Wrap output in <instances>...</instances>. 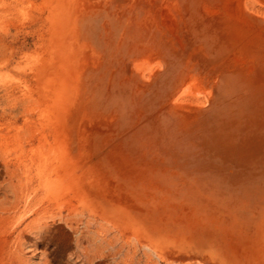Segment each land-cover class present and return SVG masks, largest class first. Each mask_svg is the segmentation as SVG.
Masks as SVG:
<instances>
[{
  "label": "rangeland",
  "instance_id": "rangeland-1",
  "mask_svg": "<svg viewBox=\"0 0 264 264\" xmlns=\"http://www.w3.org/2000/svg\"><path fill=\"white\" fill-rule=\"evenodd\" d=\"M12 1L0 0V264H264V223L260 230L252 229L253 218L264 221V21L244 12L245 0L154 3L151 15L159 12V29L152 26L150 33L160 50L155 61L160 68L153 78L138 79L142 100L134 97L132 103L127 96L131 83L126 95L119 93L118 102L99 114L93 104L77 103L63 125L53 120V100L45 99L46 91L31 75L49 58L50 40L58 42L47 20L50 9L45 0H14L16 7ZM98 1L101 7L84 9L76 17L79 37L84 35L94 50L102 49L108 33L116 41V29L125 27L123 19L113 28L117 12L127 17L130 5L137 10L149 0L135 5ZM258 1V11L264 10V0ZM146 15L143 9L139 18ZM131 66L124 73L114 68L115 77L131 82ZM192 79L211 97L189 135L176 133L169 121L159 130L148 121L136 134L129 129L134 104L143 103L149 116L157 107L154 102ZM117 88L114 84L113 93ZM106 118L112 121L110 128L102 122ZM91 121L99 125L91 126L92 134L81 143L80 127ZM100 134L110 140L106 147L99 144ZM61 142H66L70 160L64 165ZM115 147L137 173L122 176L107 160ZM174 163L179 169L186 165V180L200 185L204 179L213 192L189 200L210 202L208 209L219 215L218 223L196 222L191 243L166 240L153 229L159 228L155 221L161 216L167 218L165 225L172 221L175 181L165 184L163 178H174ZM141 227L164 259L133 237ZM228 242L237 243L238 251Z\"/></svg>",
  "mask_w": 264,
  "mask_h": 264
},
{
  "label": "bare ground",
  "instance_id": "bare-ground-1",
  "mask_svg": "<svg viewBox=\"0 0 264 264\" xmlns=\"http://www.w3.org/2000/svg\"><path fill=\"white\" fill-rule=\"evenodd\" d=\"M15 1L13 0L12 3L16 7L17 4L15 3ZM71 1L73 2L74 7L76 8V10H75L76 13L74 14L73 19L69 18L68 14L66 12L68 10L69 5L71 4ZM105 1L109 2L110 0H104V2ZM145 1L147 2V0H145ZM45 2H47V4H46L47 8L50 9L49 13H48L49 16H48L47 20H50L53 23L51 28L53 29V31L55 29L54 35L57 37L56 39H58V42L55 46L53 55H51L46 62L39 65L37 67V69H35V71L31 74L32 75V81H33V78H35L34 82L36 84H38L39 86L41 85L40 87L46 91V93H47V97L45 98L46 100H53L54 105L53 106L51 105L49 107V111H51V113L52 112L55 113V115L53 116V120L58 125H63V123L65 121V114L67 113V111H71L72 109H75L74 108L75 105L79 102L84 103V105H86V103L93 104V109H94L93 112L96 114H99L102 112V110H104V109L106 110L108 108V106H110L112 104V103L108 102V99H109L108 96H109V93L111 92V87H109V86L111 85V83L113 81V77L115 76L114 73H113L114 76L113 75L109 76L110 77L108 80L109 85H105L107 83V79H106L107 78L106 77L107 72L106 71H104V72L97 71L98 69L101 68V66H100V64H97L98 59L96 60L93 57L91 59V63L96 64V69L93 71H92V69H90V70L92 71L93 74H98V75L101 74V76H100V80H101L100 84L101 85H99L98 87H95L97 89L93 90L92 88H90L91 85L88 83V81H86V79L88 77L80 82L81 77L85 75L86 69L88 70V68L86 67L87 62L85 63V61L87 59L90 60V58L87 57L89 55V53H87L85 55V57L79 56V58L76 59L77 62L73 65L69 64L67 53H68L70 44L75 41V37H73V35L76 32H74L73 26H74V18L77 17L78 11H80L81 8L86 3H91L92 5L97 6V7H99L101 4H98L96 2V0H45ZM131 2L134 3V5H135L136 0H131ZM237 2H238V0H237ZM147 3L144 4L146 6L145 14H147L146 15L147 18L142 19L141 21L137 20L138 17L136 14V8L132 5H130L129 7L127 6L128 7V10L126 9L128 12L127 17H125L124 16L125 14L123 15L122 12L121 13L117 12V16H118V19L120 21L123 19H126V27H125L124 33L121 34L122 39H120V41H119L118 52L120 53V50L123 49V47L125 50L128 49L127 50L128 51L127 52V56H128L127 60L130 64L132 63L131 69L129 70L132 81L128 82L127 78H125V80L122 81V83L124 85L127 83H128V85H131V83H133V86L131 87L132 93L127 95L128 97L130 96L132 103H134V100H133L134 97L138 98L137 101H140V100H142V96L144 95L142 87L139 85V83H137L138 79L144 78V79L149 80V78L151 79L157 75L158 68H160V66L156 63L157 62L156 59L160 56V50L158 48V45L153 43L154 33H150V29L152 26H154L155 29H159V27H158L159 24L156 22L157 21L156 16L159 15V12L157 13V11H156V16H154V17L151 14H153L152 9H153V7H155L154 3H161V0H149ZM262 4L264 5V3H262ZM161 5H163V4L161 3ZM258 5H259L258 0H245L244 1V7H245L244 12L248 16L253 17L258 21H264V10L258 11V10H260V9H257ZM88 6H87V8H88ZM148 6H150L149 9L147 8ZM40 9H42V8H40ZM205 9H207V8H205ZM227 9L228 8H226V10ZM72 12H73V10H72ZM131 12H133V16H130ZM164 13H162V14H164ZM67 20H68V22H67ZM167 20H169V19H167ZM69 23H70V26H69ZM147 24H149L150 26H148ZM68 27L71 28L69 36H67L66 34H64L62 32V31H64V29L69 30ZM71 32H73V33H71ZM128 34H131L133 37V39L131 40L132 45L130 47H128L126 45V40L124 39V37L128 36ZM64 35H65L66 39L64 42H62L61 38ZM0 49H3V48L0 47ZM131 57H133L132 62L130 59ZM119 60L121 62L119 70H120V72H125V66H123V64H124L123 60L121 58H119ZM4 64L5 65L7 64V60H5V62H3V65ZM108 75H109V73H108ZM89 76H91V73H89ZM169 82H171V81H169ZM127 89L128 88H125V89L120 88L118 90H119V92H122V91H126ZM93 93H95V96L93 95ZM126 94H127V92L125 93V95ZM210 94L211 93L203 86V84L201 82H199L196 79H192L188 82V84L186 86L180 88L177 91L174 90L173 93L166 95L165 99L163 101H161V102L159 101L158 104H157V102H154V104H156L157 107L155 109L151 110L152 114H149V116L146 115V112H145L146 110L144 108L143 103L139 102L136 105L134 104L133 108H135L136 111L132 110L133 117L131 120L132 123H130V125H129V129L132 130L134 132V134H136V133L140 132L142 129L146 128L145 127L147 124L146 122L148 121L150 128H152L156 124V128L159 130L161 125L165 124V122H163V121H169L172 123V124H170V126H172V128H176V133H183V134L189 135L191 127L194 126L197 123V121L200 120L201 112L203 110H206L207 105L210 103V97H211ZM118 99H120V98H118ZM89 116L91 118L95 117V115H93L91 113H89ZM142 121H144L146 124L142 125ZM102 122H104V124L109 128L112 126V121L109 118L102 119ZM203 122H205V121L203 120ZM94 125L95 126L99 125V122L91 121L90 123H84L82 125V127H80V133H81L80 141H81V143H82L84 137L90 135L88 133L92 134V131L94 129L91 126H94ZM89 127H91V128H89ZM205 129H207V128L205 127ZM58 135H59V133L57 131L56 136H58ZM99 136H101V138L99 139L100 140L99 141L100 146L106 147L107 145H109L110 140L108 139V136H106L105 134H100ZM61 143L58 145V151H60L62 153L61 160H62V163L64 165L65 160H66V162H69L70 160H69V153L67 151L68 146H67L66 142L62 143V144ZM120 153L121 152H120V150L117 149V147L113 148L111 153L107 155V160L116 167L117 171L122 176H126L129 174H131L130 176H132L133 174L137 173L136 170L133 169L132 165H130V163H128L127 158L122 156ZM38 155H40V154H38ZM45 162H47V161H45ZM179 167H180V169L176 166V163H174L171 167L173 169L172 175L174 178H172V179L171 178H169V179L163 178V179H165L164 180L165 184L166 183L168 184L171 182V185H172V181L173 180L175 181V183L173 184L174 200H172L173 198L171 197V200L173 203H172L171 211L169 213L170 216H168L169 217L168 219L171 218L172 221H170L167 225H165L167 218L161 216L160 221H155V220L154 221L158 222L159 228L162 230H160L158 227H153V229L157 230L159 233L161 232L163 235H160V236L164 237L166 240L170 239L172 237H175L177 240L183 239V240L191 243V242H193L192 236L195 233V230L192 231V227H194L195 223L198 222L199 220L200 221L201 220H207L211 224L218 223L219 222V219H218L219 215L216 212L211 211V209H208L210 202L205 201V202L200 203L198 201L189 200V199L195 200V197L197 195H199V196L200 195H210L213 192H210L211 188L206 184V182H204L205 181L204 179H201L203 181V183H201L200 185L198 184L199 182L186 180L187 176L184 175L185 170H186L185 169L186 165L180 164ZM169 188H171V187H169ZM169 188H168V186L166 187L167 191L169 190ZM118 191H121V189H118L117 192ZM118 194H121V193H118ZM166 198H167V195H166ZM119 200L121 203H123V202H125L126 199L124 198V196H120ZM112 201L119 202L118 200H114V199H112ZM256 219H259V218L258 217L253 218L254 221H252L253 222L252 229L258 231L261 229L264 221H263V219L261 221H257ZM261 222H262V224H261ZM232 223H236V221H232L231 224ZM240 228H241V226H240ZM143 229H144V227L136 228L135 229L136 232L132 230L133 231V237H138V241L143 248H146L149 251H152L153 254H155L158 258L164 259V255H161L157 251V249L155 250L153 248L156 246V244L153 242V239L151 237L147 236L146 233H144V234L142 233L141 230H143ZM232 229L236 230L235 224L232 225ZM229 234L234 235V233H232V232H230ZM139 237L141 238V240ZM238 238H241V236H238ZM225 239H226V237H225ZM226 240L228 241V239H226ZM229 244L231 245L232 250L234 249V250L238 251L237 243L230 242Z\"/></svg>",
  "mask_w": 264,
  "mask_h": 264
},
{
  "label": "crops",
  "instance_id": "crops-1",
  "mask_svg": "<svg viewBox=\"0 0 264 264\" xmlns=\"http://www.w3.org/2000/svg\"><path fill=\"white\" fill-rule=\"evenodd\" d=\"M129 1L131 2V0H129ZM142 1L143 0H141V2ZM96 2L98 4H101L102 5V1L99 2L98 0H96ZM108 4H109V2H108ZM144 4L145 3H141V7L136 10V14H137V17H138L137 20L138 21H141L143 19V17H142V19H140L139 18V15L141 13V10L143 11V9H144V12L146 10V6ZM86 5L87 6L89 5L88 8L97 7V6L92 5L91 3H86L81 8V10L78 11V13H80L84 9H88ZM72 10H73V12H72ZM75 10H76V8L74 7L73 2L71 1V4L69 5L68 10L66 11L67 14H68V16H69V18H72L73 19L74 14L76 13ZM78 13H77V16H78ZM115 15H116L115 16V20L116 21H115V25L113 24V28H118V24H120L121 21L118 19L117 13ZM67 22H68V20H67ZM79 25H80V22L76 18H74V26H73L74 28H73V30L76 33L73 35V37H75V41L70 44V47H69V50H68V53H67V57H68L69 64H71V65L75 64L77 62L76 59H78L79 56L85 57V55L87 53H89V55L87 57H89L90 60L87 59L85 61V63L86 62L88 63V64L86 63V67L88 68V71L89 72H88V74L85 72L84 79L88 77L86 80L91 85L90 88H92L93 90L97 89L95 87H98L99 85H101L100 84L101 83L100 82L101 81L100 80L101 74L98 75V74H93L92 73V71L96 69V64L91 63V59L94 57L96 60L98 59L97 60L98 61L97 64H100V66H101V68L98 69L97 71H100V72L106 71L107 72V74H106L107 83L105 85H109V82H108V80L110 78L109 76L110 75H113V73H114V75H116L115 72H114V68H118L119 69V67H120L121 62H120L119 58H121L123 60V63H124L123 66L128 67L129 64H130L128 62V60H127V57H128L127 56V52H128L127 50L128 49H126V53H125V56L124 57H122V54H121L122 51L120 53L118 52L119 41H120V39H122L121 34L124 33V30H125V27H126V23H125V27L124 28H121V26H120L118 29H116V34L117 33H120V35L118 37H116V41H114L115 38H112L113 35L111 36L110 33L107 34V36L105 37V39L102 40L104 42V44L102 45V49H100V50H96V49L94 50L90 45L85 44V43H87V41L85 40V36L84 35L83 36L81 35L82 38L84 37V39H83V42L84 43H80V38L81 37H79ZM69 26H70V23H69ZM68 29L69 30L64 29V31H62L67 36H69L71 28L68 27ZM71 33H73V32H71ZM65 39H66V37L64 35L61 38L62 42H64ZM124 39L126 41L127 40L129 41L130 40L129 41L130 44L128 46V47H130L132 45V43H131V40L133 39L132 35L131 34H128V36H125ZM56 44H57V42H53L52 40H50V43L47 44V48L49 50L48 57H50L51 55H53V52H54V49H55ZM104 45H105V47H104ZM90 69H92V71ZM130 69L131 68L129 67V70ZM13 71H15V70H13ZM89 73H91V76H89ZM108 73H109V75H108ZM122 73H124V72H122ZM120 78H121V80L119 81V79L114 76L113 77V81H112L111 85L109 86V87H111V92L109 93V96H108V98H109L108 99V102H110V103H117L118 100H116V99L119 98V95L118 94L119 93L123 94L125 92V91H122L123 93L122 92H119L118 89H120V88H122V89L124 88L125 89V88L131 86V85H128V83L125 84V85L122 83V81L125 80V77L122 76ZM114 84H117V86H118L117 92H115V93H113V86H114ZM93 95L95 96V93H93ZM122 98H125V96H122Z\"/></svg>",
  "mask_w": 264,
  "mask_h": 264
}]
</instances>
